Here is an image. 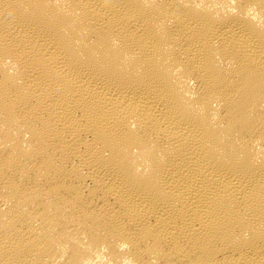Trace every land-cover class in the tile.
Masks as SVG:
<instances>
[{
	"label": "bare ground",
	"instance_id": "obj_1",
	"mask_svg": "<svg viewBox=\"0 0 264 264\" xmlns=\"http://www.w3.org/2000/svg\"><path fill=\"white\" fill-rule=\"evenodd\" d=\"M0 264H264V0H0Z\"/></svg>",
	"mask_w": 264,
	"mask_h": 264
}]
</instances>
